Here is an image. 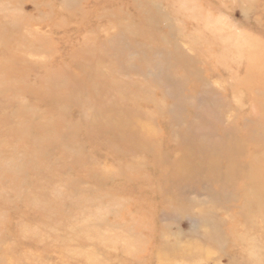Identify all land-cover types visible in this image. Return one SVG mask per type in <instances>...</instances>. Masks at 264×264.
<instances>
[{"label": "rangeland", "instance_id": "obj_1", "mask_svg": "<svg viewBox=\"0 0 264 264\" xmlns=\"http://www.w3.org/2000/svg\"><path fill=\"white\" fill-rule=\"evenodd\" d=\"M0 264H264V0H0Z\"/></svg>", "mask_w": 264, "mask_h": 264}, {"label": "bare ground", "instance_id": "obj_2", "mask_svg": "<svg viewBox=\"0 0 264 264\" xmlns=\"http://www.w3.org/2000/svg\"><path fill=\"white\" fill-rule=\"evenodd\" d=\"M250 210V209H249ZM246 217V216H245Z\"/></svg>", "mask_w": 264, "mask_h": 264}]
</instances>
